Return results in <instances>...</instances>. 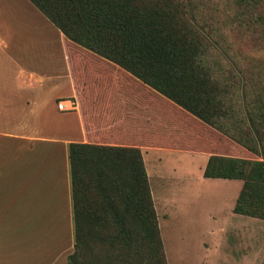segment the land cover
Instances as JSON below:
<instances>
[{"label": "rangeland", "instance_id": "rangeland-1", "mask_svg": "<svg viewBox=\"0 0 264 264\" xmlns=\"http://www.w3.org/2000/svg\"><path fill=\"white\" fill-rule=\"evenodd\" d=\"M166 1L170 5L190 2L191 7L184 8L183 21L196 30L197 40L208 46L203 61L212 69L216 79L214 90L220 93V101L215 105L224 117H220L219 127L235 138L185 112L109 60L67 41L65 58L69 61L75 89L70 97L71 105L81 114L83 123L84 116H92L85 119L92 120L88 129L91 137L97 136L96 127L105 121L102 107L114 105L113 98L109 100V92L117 79L139 90L141 96L134 97L137 102L143 101L140 98L143 97L148 106H170L177 112L178 135H160L157 141L142 142L137 147L143 155L166 264H264V220L232 212L241 181L202 177L203 159L211 154L259 159L241 141L264 138V0ZM33 7L27 0H0V9L4 12L0 11V31L14 33L9 37L0 34V43L17 40L33 43L37 39L35 53L49 54L52 48L58 52V30ZM9 46L12 51L14 48ZM96 89L104 90L105 94L85 96L87 90ZM47 108L50 114H56L54 101H49ZM75 125V121L71 122L70 128L77 137L79 132ZM41 131L47 134L49 129L43 127ZM8 168L13 170L12 162ZM16 183L20 191L22 183ZM16 183L8 182L9 187L3 191L0 201L1 242L8 245V252L16 244L27 250L33 237L44 238L42 233L51 229L58 235L59 252L66 226L37 221L33 204L16 199ZM29 184L27 182V186ZM19 196L22 197V193ZM95 244L100 253L86 252L82 248L81 262L84 263L85 254L89 264L104 261L152 264L151 251L147 253L136 243L115 242L112 247L98 241ZM30 248L38 249L37 245ZM29 257L33 260L31 251L26 253L25 259L30 261ZM154 257L159 258L157 254ZM61 260L66 264L65 256L57 257L56 264Z\"/></svg>", "mask_w": 264, "mask_h": 264}, {"label": "trees", "instance_id": "trees-1", "mask_svg": "<svg viewBox=\"0 0 264 264\" xmlns=\"http://www.w3.org/2000/svg\"><path fill=\"white\" fill-rule=\"evenodd\" d=\"M28 1L65 42L71 41L109 60L208 125H221L224 114L215 105L220 93L214 90L212 69L203 61L208 46L199 42L196 30L183 21L184 8L191 7L189 1L174 5L166 0ZM115 85L109 92L114 105L102 107L105 121L96 127L97 136L92 138L133 145L157 141L160 135H178L176 111L162 105L138 111L134 97L141 96L139 90L122 79H117ZM103 91L87 90L85 96L97 97ZM247 118L257 134L252 117ZM85 122L89 128L92 120ZM241 144L259 159L211 154L202 177L240 180L232 212L264 220V138ZM67 158L73 250L66 264H89L85 254L81 262L79 252L84 248L97 253V241L108 247L115 242L136 243L147 253L151 251L152 264H166L139 149L69 142Z\"/></svg>", "mask_w": 264, "mask_h": 264}, {"label": "crops", "instance_id": "crops-1", "mask_svg": "<svg viewBox=\"0 0 264 264\" xmlns=\"http://www.w3.org/2000/svg\"><path fill=\"white\" fill-rule=\"evenodd\" d=\"M0 11L3 12L2 9ZM56 32L59 51L54 52L52 48L49 54L44 55L33 51L38 45L37 39L33 43L11 41L12 51L8 43H0V201L3 191L9 187L8 182L20 181L21 190L17 183L15 186L16 199L33 204L37 221L46 225H64L66 233L59 252L58 235L51 229L42 233L44 238L41 235L33 237L27 250L16 244L8 252V245L0 240L1 264L5 261L12 264H56L57 257L66 258L72 252L73 222L67 158L69 142L140 146L94 139L88 132L85 117L83 123L81 114L74 110L75 106L64 110L56 107V102L61 100L73 103L70 97L75 93L69 61L65 58L66 43L62 34ZM0 34L9 37L14 33L0 31ZM49 101L55 103V115L50 114L47 108ZM137 103L140 107L138 111L154 110L146 101ZM167 107L170 109V106ZM70 117L76 122L77 137L72 134L70 124L73 121ZM144 122L148 124L149 120ZM43 127L49 129L47 134L41 131ZM140 154L143 160L141 151ZM203 160L205 165L207 158ZM10 162L12 171L8 168ZM144 170L147 173L145 167ZM27 182H30L29 186ZM19 193H22V197ZM157 227L161 235L159 222ZM31 245H37L38 249L32 250ZM30 251L33 260L29 257L28 261L25 257Z\"/></svg>", "mask_w": 264, "mask_h": 264}, {"label": "built area", "instance_id": "built-area-1", "mask_svg": "<svg viewBox=\"0 0 264 264\" xmlns=\"http://www.w3.org/2000/svg\"><path fill=\"white\" fill-rule=\"evenodd\" d=\"M71 104L72 103L69 100L67 101L61 100V101L56 102V107L60 110L70 109L72 106Z\"/></svg>", "mask_w": 264, "mask_h": 264}]
</instances>
